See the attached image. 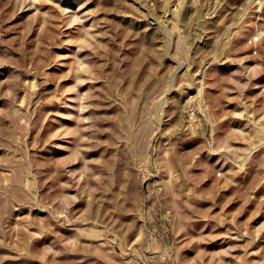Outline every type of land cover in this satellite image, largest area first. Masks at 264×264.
<instances>
[{
  "label": "rangeland",
  "instance_id": "374dc122",
  "mask_svg": "<svg viewBox=\"0 0 264 264\" xmlns=\"http://www.w3.org/2000/svg\"><path fill=\"white\" fill-rule=\"evenodd\" d=\"M0 264H264V0H0Z\"/></svg>",
  "mask_w": 264,
  "mask_h": 264
}]
</instances>
